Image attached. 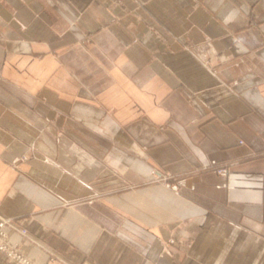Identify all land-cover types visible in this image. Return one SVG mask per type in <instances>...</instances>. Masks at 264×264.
Masks as SVG:
<instances>
[{"label":"crops","instance_id":"0c3cea01","mask_svg":"<svg viewBox=\"0 0 264 264\" xmlns=\"http://www.w3.org/2000/svg\"><path fill=\"white\" fill-rule=\"evenodd\" d=\"M1 218L39 263L264 264V0H0Z\"/></svg>","mask_w":264,"mask_h":264},{"label":"built area","instance_id":"2783aa9c","mask_svg":"<svg viewBox=\"0 0 264 264\" xmlns=\"http://www.w3.org/2000/svg\"><path fill=\"white\" fill-rule=\"evenodd\" d=\"M217 171L220 175L223 176L227 174V169L225 167H218ZM173 188L176 189L177 185H173ZM6 225H9L10 227L14 228L25 237L30 238V236L25 227L14 223L9 219H0V253L8 262H11L13 264H53L58 259L63 261L61 257L51 251L50 256L48 257V261H46L45 263H39L35 261L21 250L19 241L9 240V234L5 229Z\"/></svg>","mask_w":264,"mask_h":264},{"label":"rangeland","instance_id":"374dc122","mask_svg":"<svg viewBox=\"0 0 264 264\" xmlns=\"http://www.w3.org/2000/svg\"><path fill=\"white\" fill-rule=\"evenodd\" d=\"M154 175V178H157L160 180V177H156V174L153 172L152 173ZM163 180V179H162ZM166 185H168L169 187L173 188V185H177L176 181L174 183H166ZM174 189V188H173Z\"/></svg>","mask_w":264,"mask_h":264}]
</instances>
